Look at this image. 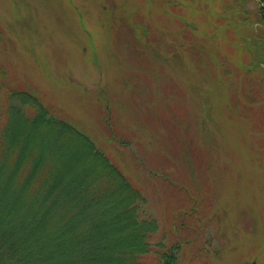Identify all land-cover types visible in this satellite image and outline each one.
<instances>
[{
  "label": "rangeland",
  "instance_id": "1",
  "mask_svg": "<svg viewBox=\"0 0 264 264\" xmlns=\"http://www.w3.org/2000/svg\"><path fill=\"white\" fill-rule=\"evenodd\" d=\"M259 1L0 0V102L37 92L103 143L178 264H264Z\"/></svg>",
  "mask_w": 264,
  "mask_h": 264
},
{
  "label": "trees",
  "instance_id": "2",
  "mask_svg": "<svg viewBox=\"0 0 264 264\" xmlns=\"http://www.w3.org/2000/svg\"><path fill=\"white\" fill-rule=\"evenodd\" d=\"M2 98L0 264H147L152 252L179 263V243L154 241L146 195L103 143L37 92L9 84Z\"/></svg>",
  "mask_w": 264,
  "mask_h": 264
}]
</instances>
